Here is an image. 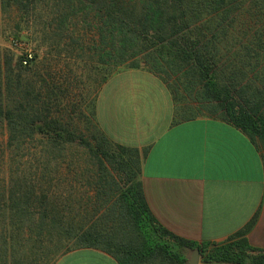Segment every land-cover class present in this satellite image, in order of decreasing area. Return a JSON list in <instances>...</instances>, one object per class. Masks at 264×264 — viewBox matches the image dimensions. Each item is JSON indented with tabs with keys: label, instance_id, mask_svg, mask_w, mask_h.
<instances>
[{
	"label": "trees",
	"instance_id": "trees-1",
	"mask_svg": "<svg viewBox=\"0 0 264 264\" xmlns=\"http://www.w3.org/2000/svg\"><path fill=\"white\" fill-rule=\"evenodd\" d=\"M4 15L33 49L0 46V264H53L78 247L120 264H189L195 248L203 262L264 264L250 223L217 243L165 228L145 200L138 149L101 130L96 98L80 90L74 115L59 108L72 84L142 68L167 85L177 117L218 115L264 155V0H0ZM61 58H80L85 77L71 70L58 87L50 61Z\"/></svg>",
	"mask_w": 264,
	"mask_h": 264
},
{
	"label": "crops",
	"instance_id": "crops-1",
	"mask_svg": "<svg viewBox=\"0 0 264 264\" xmlns=\"http://www.w3.org/2000/svg\"><path fill=\"white\" fill-rule=\"evenodd\" d=\"M95 98L101 130L138 149L143 194L159 223L215 243L250 223L248 242L264 249V155L257 142L218 115L177 117L169 88L146 69L112 74ZM53 264L120 263L101 248L78 247Z\"/></svg>",
	"mask_w": 264,
	"mask_h": 264
},
{
	"label": "rangeland",
	"instance_id": "rangeland-1",
	"mask_svg": "<svg viewBox=\"0 0 264 264\" xmlns=\"http://www.w3.org/2000/svg\"><path fill=\"white\" fill-rule=\"evenodd\" d=\"M3 18H4V22L0 21V46L11 48L13 51L16 52V54H21L22 51H25L27 53L30 52V50H32L33 47L26 39L24 38L16 39L12 36L10 32L12 17H10L9 15H4ZM50 63L53 69L52 74L53 72H55V76H57V78H54V82L58 84V87L63 86V88H65L68 84H70L69 80H72V81L74 80V75L73 73H71V70L73 72L76 71V73L78 74H83L84 72L86 73V69L84 68L82 70L81 68L83 67V65L81 64L83 62L81 61L80 58H77L76 61H71L68 58H61L60 61L59 60L55 61L54 59H52ZM58 70L60 72L59 74H58ZM82 77H85V74H83ZM98 89L99 87H97L94 84V82L91 83L90 81H86V80L84 84L80 82H78L77 84H72L71 89H68L69 97H64L61 99L62 101L59 102L60 103L59 108H63L61 112L65 114L69 112L70 114L74 115V112H72V109L70 106H72L73 104L72 101H75L81 98V96L79 95L80 90L84 91V93L82 94V97L83 96L88 97V101H89L90 99H93L95 97ZM85 105L86 103H81L82 109H84L86 112L88 109V106L85 107ZM55 108H56L55 106L52 107L53 114H55ZM63 173H65L64 169H63ZM76 187H77L78 192H81L82 190H87L90 195H93V192L90 191V189H87V188L85 189L84 187H82V184H78Z\"/></svg>",
	"mask_w": 264,
	"mask_h": 264
},
{
	"label": "water",
	"instance_id": "water-1",
	"mask_svg": "<svg viewBox=\"0 0 264 264\" xmlns=\"http://www.w3.org/2000/svg\"><path fill=\"white\" fill-rule=\"evenodd\" d=\"M200 258V255H199V249L198 248H195L190 256H189V259H188V263L189 264H197L198 263V260Z\"/></svg>",
	"mask_w": 264,
	"mask_h": 264
},
{
	"label": "built area",
	"instance_id": "built-area-1",
	"mask_svg": "<svg viewBox=\"0 0 264 264\" xmlns=\"http://www.w3.org/2000/svg\"><path fill=\"white\" fill-rule=\"evenodd\" d=\"M30 56V55H29ZM26 61H24V63H25Z\"/></svg>",
	"mask_w": 264,
	"mask_h": 264
}]
</instances>
